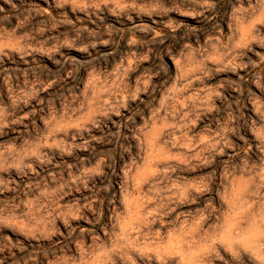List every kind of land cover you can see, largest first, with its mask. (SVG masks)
<instances>
[{
    "label": "rangeland",
    "instance_id": "374dc122",
    "mask_svg": "<svg viewBox=\"0 0 264 264\" xmlns=\"http://www.w3.org/2000/svg\"><path fill=\"white\" fill-rule=\"evenodd\" d=\"M0 264H264V0H0Z\"/></svg>",
    "mask_w": 264,
    "mask_h": 264
}]
</instances>
